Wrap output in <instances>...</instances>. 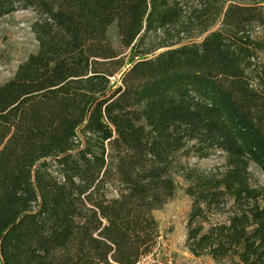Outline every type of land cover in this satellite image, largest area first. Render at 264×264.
Returning <instances> with one entry per match:
<instances>
[{"label":"trees","instance_id":"16d2710c","mask_svg":"<svg viewBox=\"0 0 264 264\" xmlns=\"http://www.w3.org/2000/svg\"><path fill=\"white\" fill-rule=\"evenodd\" d=\"M148 2L0 0V17L35 12L38 41L0 83V264H134L181 178L186 247L218 264H264V187L247 170L264 173L261 38L248 34L264 28V0L230 2L221 28L121 69L101 41L117 22L130 45ZM179 13L153 2L146 27ZM79 127L92 134L75 146ZM216 150L223 170L189 160Z\"/></svg>","mask_w":264,"mask_h":264},{"label":"rangeland","instance_id":"374dc122","mask_svg":"<svg viewBox=\"0 0 264 264\" xmlns=\"http://www.w3.org/2000/svg\"><path fill=\"white\" fill-rule=\"evenodd\" d=\"M233 1L245 0H149L142 27L130 45L122 42L117 22L108 26L101 45L102 47L111 45L114 48L118 54L116 58L123 62L122 69L134 56L150 55L168 46L198 41L209 31L221 28L224 10ZM153 2L164 9L170 5H177L180 7V13L174 20L160 22L155 19L151 26L146 27ZM34 16L35 12L32 9H19L0 17V83L12 77L18 64L37 50L38 41L31 28ZM248 34L261 38L259 39L261 46L257 48V54L252 58L257 64L264 65V28L253 25L249 28ZM118 76V72L111 75L112 82ZM91 134V131L79 127L73 138L75 146L85 144ZM189 160L205 169L223 170L229 163L224 152L217 150L203 157L191 156ZM247 170L249 185L254 188L264 187L262 171L254 163H250ZM184 186L181 178L175 197L162 208L155 210L160 222V234L171 241L174 254L182 264H218L209 256L193 254L185 245L186 222L192 199L185 192ZM258 200L260 203L263 202L261 194L258 195Z\"/></svg>","mask_w":264,"mask_h":264},{"label":"built area","instance_id":"2783aa9c","mask_svg":"<svg viewBox=\"0 0 264 264\" xmlns=\"http://www.w3.org/2000/svg\"><path fill=\"white\" fill-rule=\"evenodd\" d=\"M263 173V172H262ZM264 174V173H263ZM134 264H182L174 254L171 241L160 234L149 250L142 253Z\"/></svg>","mask_w":264,"mask_h":264}]
</instances>
